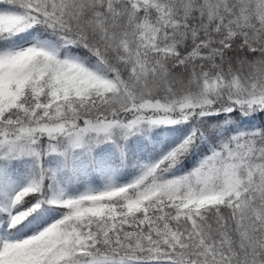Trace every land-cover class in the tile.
<instances>
[{
	"label": "snow or ice",
	"instance_id": "obj_1",
	"mask_svg": "<svg viewBox=\"0 0 264 264\" xmlns=\"http://www.w3.org/2000/svg\"><path fill=\"white\" fill-rule=\"evenodd\" d=\"M0 264H264V0H0Z\"/></svg>",
	"mask_w": 264,
	"mask_h": 264
}]
</instances>
